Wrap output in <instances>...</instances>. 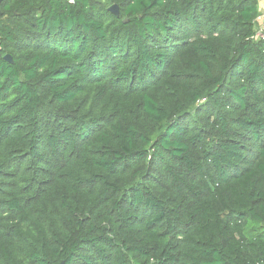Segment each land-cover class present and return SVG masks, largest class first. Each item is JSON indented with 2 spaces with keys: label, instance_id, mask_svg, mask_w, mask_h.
<instances>
[{
  "label": "trees",
  "instance_id": "1",
  "mask_svg": "<svg viewBox=\"0 0 264 264\" xmlns=\"http://www.w3.org/2000/svg\"><path fill=\"white\" fill-rule=\"evenodd\" d=\"M0 8V264H264L258 0Z\"/></svg>",
  "mask_w": 264,
  "mask_h": 264
},
{
  "label": "built area",
  "instance_id": "2",
  "mask_svg": "<svg viewBox=\"0 0 264 264\" xmlns=\"http://www.w3.org/2000/svg\"><path fill=\"white\" fill-rule=\"evenodd\" d=\"M71 3H74V0H68ZM260 2V18H259V28L257 29L256 38L264 37L263 35V26H264V0H258Z\"/></svg>",
  "mask_w": 264,
  "mask_h": 264
},
{
  "label": "water",
  "instance_id": "3",
  "mask_svg": "<svg viewBox=\"0 0 264 264\" xmlns=\"http://www.w3.org/2000/svg\"><path fill=\"white\" fill-rule=\"evenodd\" d=\"M1 1H2V0H0V4H1ZM109 11H110L113 15H115V16H117V17H120V16H121L120 8H119L118 5H113V6H111V7L109 8ZM2 15H3V12H2V10H1V8H0V16H2ZM5 60L10 61V62L13 61V60H12V57H11L10 55L5 56Z\"/></svg>",
  "mask_w": 264,
  "mask_h": 264
}]
</instances>
